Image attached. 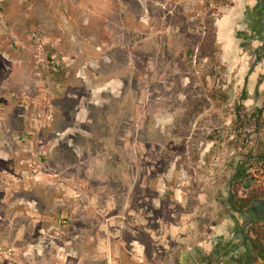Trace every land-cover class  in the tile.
<instances>
[{
    "label": "rangeland",
    "instance_id": "1",
    "mask_svg": "<svg viewBox=\"0 0 264 264\" xmlns=\"http://www.w3.org/2000/svg\"><path fill=\"white\" fill-rule=\"evenodd\" d=\"M230 4L0 0V264H197L264 202L229 179L264 162Z\"/></svg>",
    "mask_w": 264,
    "mask_h": 264
},
{
    "label": "crops",
    "instance_id": "2",
    "mask_svg": "<svg viewBox=\"0 0 264 264\" xmlns=\"http://www.w3.org/2000/svg\"><path fill=\"white\" fill-rule=\"evenodd\" d=\"M230 1L231 4L224 9L223 16L216 24V38L222 45L225 64L231 69L238 70V67L241 69L242 95L245 93L247 99L245 106L249 109L256 106L262 109L264 103V0ZM235 175H238V170ZM229 179L234 180V177ZM237 181L240 179L237 178L234 183Z\"/></svg>",
    "mask_w": 264,
    "mask_h": 264
},
{
    "label": "flooded vegetation",
    "instance_id": "3",
    "mask_svg": "<svg viewBox=\"0 0 264 264\" xmlns=\"http://www.w3.org/2000/svg\"><path fill=\"white\" fill-rule=\"evenodd\" d=\"M258 201L261 200L254 201L248 209L235 211L237 217L229 225L228 232L219 233L218 239H213L199 251L200 262L197 264H255L249 232L255 224L264 222V202L261 201L260 209H257L254 204Z\"/></svg>",
    "mask_w": 264,
    "mask_h": 264
},
{
    "label": "trees",
    "instance_id": "4",
    "mask_svg": "<svg viewBox=\"0 0 264 264\" xmlns=\"http://www.w3.org/2000/svg\"><path fill=\"white\" fill-rule=\"evenodd\" d=\"M246 94L244 93L241 97V104H244L246 102ZM242 108V107H241ZM264 116V103H263V108L259 111V121L261 122L260 118H263ZM248 170L245 169L244 166L240 167L238 169V175H235L234 177V181L238 178V179H242L244 180L246 178ZM257 199L255 198H250V199H246L244 201H241L240 203V207L237 208L238 204L236 205L232 200L230 201L231 207L232 209H234L235 211H237L238 209H240L241 211L248 209L251 204H253L254 201H256ZM253 234H254V238H252V247L253 250L255 252L256 255V260L259 259H264V228H260V229H253Z\"/></svg>",
    "mask_w": 264,
    "mask_h": 264
},
{
    "label": "built area",
    "instance_id": "5",
    "mask_svg": "<svg viewBox=\"0 0 264 264\" xmlns=\"http://www.w3.org/2000/svg\"><path fill=\"white\" fill-rule=\"evenodd\" d=\"M248 182L255 188L264 190V162L258 163L247 172Z\"/></svg>",
    "mask_w": 264,
    "mask_h": 264
},
{
    "label": "water",
    "instance_id": "6",
    "mask_svg": "<svg viewBox=\"0 0 264 264\" xmlns=\"http://www.w3.org/2000/svg\"><path fill=\"white\" fill-rule=\"evenodd\" d=\"M262 202L261 201H258L254 204V206L257 208V209H260V206H261Z\"/></svg>",
    "mask_w": 264,
    "mask_h": 264
}]
</instances>
